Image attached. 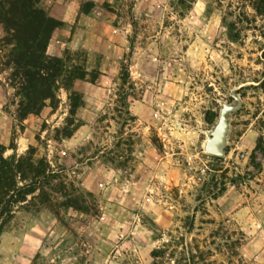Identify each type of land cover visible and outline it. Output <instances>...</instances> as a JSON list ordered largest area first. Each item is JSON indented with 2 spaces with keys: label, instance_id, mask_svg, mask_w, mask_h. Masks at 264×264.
I'll return each instance as SVG.
<instances>
[{
  "label": "rangeland",
  "instance_id": "rangeland-1",
  "mask_svg": "<svg viewBox=\"0 0 264 264\" xmlns=\"http://www.w3.org/2000/svg\"><path fill=\"white\" fill-rule=\"evenodd\" d=\"M40 6L84 105L60 84L55 108L19 121L0 53L4 156L30 150L63 188L15 208L0 264H264V0ZM239 103L224 156L208 154Z\"/></svg>",
  "mask_w": 264,
  "mask_h": 264
},
{
  "label": "trees",
  "instance_id": "trees-1",
  "mask_svg": "<svg viewBox=\"0 0 264 264\" xmlns=\"http://www.w3.org/2000/svg\"><path fill=\"white\" fill-rule=\"evenodd\" d=\"M41 0H0V39L2 65L12 70L10 82L16 91V118L26 120L39 115L50 105L56 107L57 90L62 84L71 94L73 111L83 107L81 95L73 90L76 79H83L75 70H66L63 62L47 53L51 35L59 22L41 6ZM126 77L123 79L126 82ZM79 98H81L79 100ZM5 157L6 148L0 145V236L15 214V208L25 204L28 197L44 205L46 190L60 193L62 182L56 181L44 160H37L28 150ZM56 181V182H55ZM62 189V190H61ZM38 195L36 196V193ZM158 253V252H157ZM154 257L159 255L153 254Z\"/></svg>",
  "mask_w": 264,
  "mask_h": 264
},
{
  "label": "water",
  "instance_id": "water-1",
  "mask_svg": "<svg viewBox=\"0 0 264 264\" xmlns=\"http://www.w3.org/2000/svg\"><path fill=\"white\" fill-rule=\"evenodd\" d=\"M240 103L237 106H225L221 112L219 125L217 126L212 137L206 143L205 150L208 154L215 157H222L225 154L226 138L229 131L227 115L239 110Z\"/></svg>",
  "mask_w": 264,
  "mask_h": 264
},
{
  "label": "built area",
  "instance_id": "built-area-1",
  "mask_svg": "<svg viewBox=\"0 0 264 264\" xmlns=\"http://www.w3.org/2000/svg\"><path fill=\"white\" fill-rule=\"evenodd\" d=\"M174 127L177 129L181 128V123L180 122H175Z\"/></svg>",
  "mask_w": 264,
  "mask_h": 264
}]
</instances>
